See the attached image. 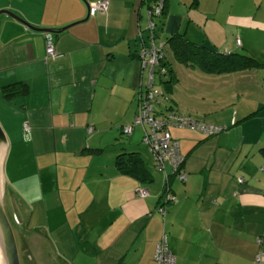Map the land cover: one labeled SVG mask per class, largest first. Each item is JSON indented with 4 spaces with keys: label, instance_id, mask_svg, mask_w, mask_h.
<instances>
[{
    "label": "crops",
    "instance_id": "crops-1",
    "mask_svg": "<svg viewBox=\"0 0 264 264\" xmlns=\"http://www.w3.org/2000/svg\"><path fill=\"white\" fill-rule=\"evenodd\" d=\"M95 1L0 0V10L32 27L52 29L55 53L45 59L43 33L0 15V89L14 82L28 87L25 96L12 101L0 92V127L9 157L6 186L35 179L44 199L47 183L48 198L72 214L83 232H77L75 257H60L68 264H154L162 233L176 264H253L260 248L264 264V0H208L205 6L199 0L166 2L156 37L164 49L168 37L183 34L213 50L244 52L261 64L215 75L189 67L205 81L224 80L221 87L227 92L215 98L201 88L195 91L199 101L192 93L180 100L172 88L168 111L179 114L180 104H191L182 116L225 128L212 137L170 129L184 156L185 175L184 182L171 181L172 200L162 196L164 173L144 147L143 153L137 151L146 167V160L151 165L150 183L120 175L113 164L117 134L131 124L143 92L146 71L138 55L150 43L147 6L143 0H107L104 14L80 22L87 16L86 5ZM165 106L157 101L155 110L164 113ZM128 140L126 150L143 146L135 129ZM85 147L101 149L93 154L100 160L110 147L109 159H96L90 183L78 182L77 176L69 181L77 162L87 171L95 163L81 153ZM24 154L22 167L16 166ZM23 168L29 174L20 179L17 172ZM141 189L147 190L144 198L138 197ZM56 231L48 232V242L60 251Z\"/></svg>",
    "mask_w": 264,
    "mask_h": 264
},
{
    "label": "rangeland",
    "instance_id": "rangeland-1",
    "mask_svg": "<svg viewBox=\"0 0 264 264\" xmlns=\"http://www.w3.org/2000/svg\"><path fill=\"white\" fill-rule=\"evenodd\" d=\"M199 3L203 6H205L208 3V0H199ZM165 54V61L171 66V68L174 71V74L176 75L177 81H175L172 84V93L175 91V95L179 96V99L182 100L183 98L188 100L189 94L192 93V96L195 100L199 101L200 96L195 94L196 90H199L201 88H204L207 92L212 93L214 95L213 98L216 97V95L224 94L227 92L224 87H221L223 84H225L224 80L221 79L220 76L208 78L207 81H205V78H199L196 75L198 72L190 69L189 67H186L174 60L172 57L171 52L168 50V48L164 49ZM199 71V70H198ZM200 73V72H199ZM200 75H203L200 73ZM167 75L159 77L157 74H155V88L160 90L162 92V95H159L157 100L160 101V103L166 104L164 95L166 94V90L164 89V85L162 82H164L167 79ZM223 83V84H222ZM171 96L172 99V95ZM207 102L210 100L207 98ZM170 104V103H169ZM174 106V105H173ZM233 107V106H231ZM188 108L191 109V104H180L177 108L179 114L181 113V116L184 112V110ZM236 110L232 109L231 113ZM184 117V116H183ZM186 118V117H185ZM189 119V118H187ZM192 120V119H189ZM195 121V120H192ZM231 124L233 123V120H230ZM205 124V123H204ZM210 125V124H207ZM135 131L140 133L139 128H135ZM196 131V130H195ZM118 132V131H117ZM127 137L123 134H117L116 139V145L115 150L118 152L122 149V144L127 143ZM136 150H140L141 153L144 152L143 146L140 145V143H137ZM105 154L101 158L94 157L93 155L88 156L87 159H93L94 162L96 159L102 161V163H105L108 161V152L110 151V147L105 148ZM123 151V149H122ZM27 154H24L22 156H19L20 158L17 159L15 165L18 167H22L21 163L25 162V156ZM32 157H34L33 153L31 154ZM40 157V155H37ZM143 158V157H142ZM9 157L8 154L5 153L2 165H1V175L4 178V167L7 168L8 166ZM99 162V161H98ZM93 163L90 166V169L87 171V169L83 168L81 165H79L77 162L75 165H77L78 170H73L70 175L68 176V180L71 181L73 178L77 176V181L79 182L81 179H84V182L86 181H92L94 179V175L96 174V168L97 164ZM147 167L150 168L151 165L149 161L146 160ZM72 165V164H71ZM73 165V166H75ZM26 169V168H25ZM23 168V171H18L17 176L20 179H23L24 176H27L29 172ZM77 172V173H76ZM76 173V174H75ZM86 174L89 175V178H83ZM61 182V181H60ZM90 183V182H89ZM8 188V187H7ZM48 184L44 183V187L42 189L44 193V199H42V194L40 190L37 188L36 180L32 179L28 182H20L15 186H12V188H8L11 194L16 198V215L17 218L21 220L23 224V230L25 231H31L33 229H43L46 239L48 240V232L50 231H56L58 235H55L56 240L58 242V246L60 248V251H56L55 246L53 242L49 243L55 251V254L59 257H63L64 260H71L73 257H75V252L77 251V232L81 233L83 232L81 226H79L75 220L74 217L67 213L68 210L65 209V206L61 205L60 203H53L51 199L48 198L47 193ZM79 204V203H78ZM78 206V205H77ZM66 208H68V205H66ZM75 254V255H74ZM72 262V261H71ZM70 262V263H71Z\"/></svg>",
    "mask_w": 264,
    "mask_h": 264
},
{
    "label": "built area",
    "instance_id": "built-area-1",
    "mask_svg": "<svg viewBox=\"0 0 264 264\" xmlns=\"http://www.w3.org/2000/svg\"><path fill=\"white\" fill-rule=\"evenodd\" d=\"M107 0H97L94 3L88 5L87 14L89 17H93L98 14H104L107 11ZM161 2L151 9L147 10V24L146 30L148 32V47H143L138 55V61L140 68L146 71L145 80L143 82V92L138 98L137 109L135 116L129 126L123 127V132L129 134L132 128L135 126H145L148 128V132L144 133L142 138L143 144L148 146V151L152 157L154 165L157 169L163 171L166 180L167 172L165 167L167 166L174 178L179 181L184 180V174L181 172V164L183 158L179 154L177 143L172 141L170 134L166 131L169 126L177 128H190L202 132L206 136H213L221 130V127L207 125L202 122L192 121L187 118L181 117L178 114L167 112L161 118L156 117L153 114V104L155 99L161 95V92L155 88V74L158 75V68L160 60L162 58L163 43L156 42V33L154 31L155 24L152 17L160 16ZM45 39V59L55 56L53 49V40L49 33H43ZM237 43V42H236ZM238 44V43H237ZM161 73L163 70H159ZM23 131L27 133L29 127L24 124ZM91 128H88V132ZM138 197L144 198L147 196V190L141 189L138 191ZM166 199L173 198L170 194L166 193ZM160 214H164V209H158ZM256 243L260 244L261 239L256 238ZM263 256L261 248L258 250L254 257L253 264H260ZM154 264H176L172 253L167 246V237L165 233H162L158 239L154 253Z\"/></svg>",
    "mask_w": 264,
    "mask_h": 264
},
{
    "label": "trees",
    "instance_id": "trees-1",
    "mask_svg": "<svg viewBox=\"0 0 264 264\" xmlns=\"http://www.w3.org/2000/svg\"><path fill=\"white\" fill-rule=\"evenodd\" d=\"M143 1L145 5L147 6V10H151L155 8L158 5V2H161L160 16L152 17V20L155 24L154 31L157 37L158 29L163 26V20H164L163 17H164L165 10H166L167 0H143ZM166 43L168 45V50L171 52L172 57L174 58L176 62L186 67L196 68L206 74L215 75V74H223V73H232V72H237L241 70H252L254 68L261 66V64L258 63L254 58H252L250 55L244 52H220L217 50H213V49L207 48L206 46L195 44L189 41L183 34H175V35L168 37L166 39ZM161 51H162V58L160 60V65L158 68V76L159 77L164 76V75L168 76L167 79L164 82H162V84L164 85V89L166 90L165 92L166 94L164 95V98H165L167 106H165L166 111L164 113H157L155 108H156V103L158 100L155 99V103L153 104V109H154L153 114L158 118H161L167 112H172V113L177 114L176 112L168 111L171 108L168 103L170 100L169 94L171 93V90H172V87H171L172 84L176 81V76L171 66H169V64L165 61V54H164L163 47ZM159 70H163V72L161 73ZM143 82H142V87H144ZM0 92H1L2 98L5 101H12L14 98L25 96L28 92V87L23 82H14L12 84L1 87ZM161 95H162V92H161ZM250 116L251 115H247L246 118H249ZM235 124L236 122L234 120L231 125H235ZM123 127H121L120 134L125 135V137H127V140L132 135L134 129L138 127L140 131V142L143 145V147L146 149V151L149 153L148 146L143 144L142 142L144 133L148 132V128H146L145 126H142V127L135 126L132 128V131L129 134H126L122 130ZM172 127L173 126L167 127L166 131L170 134L171 140L177 143V141L172 138L171 133H170V129ZM174 128L183 129V128H177V127H174ZM186 129H190V128H186ZM190 130H194V129H190ZM224 130L225 128L222 126L221 130L215 135L223 132ZM204 136L209 137L206 135ZM127 143H129V140L127 141ZM177 146H178V143H177ZM122 149L120 152L117 153V155L114 158L113 164L117 172L120 175L131 177L137 180L140 184L146 185L150 183L153 179L152 172L147 169L138 151L136 149H134L133 151L128 150V149L126 150L123 146H122ZM100 151L101 149H98V148L96 149V148L85 147L82 149L81 153L84 155H93V154H97ZM178 151H179V148H178ZM263 151L264 150H262V152ZM180 155L183 158V162L180 168L181 172L183 173L182 167L184 164V156L182 154ZM151 161L154 165L152 157H151ZM173 179H176L174 178L173 174H171L170 172L169 173L167 172L166 180L162 186V196L166 197L165 196L166 193L169 194L171 192L170 184ZM184 181H185V175H184V180L180 182H184Z\"/></svg>",
    "mask_w": 264,
    "mask_h": 264
},
{
    "label": "water",
    "instance_id": "water-1",
    "mask_svg": "<svg viewBox=\"0 0 264 264\" xmlns=\"http://www.w3.org/2000/svg\"><path fill=\"white\" fill-rule=\"evenodd\" d=\"M87 11L88 6L86 5ZM0 15L11 17L28 29L41 33H54L52 29L35 28L7 10ZM87 16L80 22L87 20ZM76 23L61 28L63 31ZM6 153V139L0 127V264H68L55 254L43 229L23 230L16 215V198L7 188L1 175V165Z\"/></svg>",
    "mask_w": 264,
    "mask_h": 264
}]
</instances>
